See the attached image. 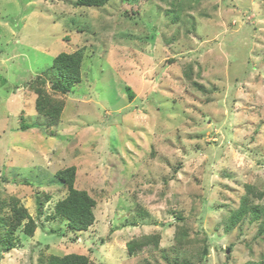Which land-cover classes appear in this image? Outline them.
Wrapping results in <instances>:
<instances>
[{"label": "rangeland", "instance_id": "rangeland-1", "mask_svg": "<svg viewBox=\"0 0 264 264\" xmlns=\"http://www.w3.org/2000/svg\"><path fill=\"white\" fill-rule=\"evenodd\" d=\"M76 1L0 0L1 197L19 198L38 224L32 236L16 230L0 264L72 252L96 264H167L164 250H180V213L192 264L258 260L259 224L225 227L247 184L264 192V0ZM77 50L82 80L64 95L49 77L46 90L65 106L59 120L41 116L30 84ZM70 165L97 200L87 230L49 218L67 193L55 172ZM38 191L52 194L41 215ZM144 233L161 234L159 247L129 254Z\"/></svg>", "mask_w": 264, "mask_h": 264}, {"label": "trees", "instance_id": "trees-1", "mask_svg": "<svg viewBox=\"0 0 264 264\" xmlns=\"http://www.w3.org/2000/svg\"><path fill=\"white\" fill-rule=\"evenodd\" d=\"M109 0H77L76 4L85 6H103ZM84 59L83 50H77L73 53L61 52L53 60V64L43 70L42 75H38L30 84L36 94L35 106L37 112L44 117L59 120L64 109V101L52 95H69L74 85L82 80V64ZM52 79L51 92L46 90L48 78ZM132 97L133 92L128 88ZM24 130L26 124H21ZM56 179L65 186L67 193L65 197L59 199L54 206L53 214L49 218L60 217L67 220V225L74 231L87 230L95 222L94 209L97 200L86 189H80L76 186L77 167L70 165L60 168L55 172ZM264 196L263 191H258L255 186L247 184L246 191L240 198V204L237 208L229 211L225 231H231L237 224L246 218L256 221L259 224V235L264 236V204L256 203L254 198L261 199ZM52 199V194L44 191H38L36 194L37 213L41 215L44 211V205ZM10 206V211L3 215V208ZM185 220L183 214H176L177 222L174 239L180 250H174V256L171 257L166 250L164 258L167 264H192L189 259L181 255L186 253L181 250L193 242L189 230L185 224H180ZM26 221V222H24ZM180 222V223H179ZM24 224V232L27 235H34L38 224L35 218L30 214L27 207L21 204L20 199L11 197L5 200L1 197L0 189V251H9L14 246L16 230ZM3 229V231L1 230ZM161 234H141L127 242L129 254H134L145 246L154 245L159 247ZM203 254L207 253V247L204 246ZM41 264H96L86 254L76 252L64 255L50 254L47 259L40 258ZM148 264H151L150 262ZM244 264H264V251L256 261H249Z\"/></svg>", "mask_w": 264, "mask_h": 264}]
</instances>
